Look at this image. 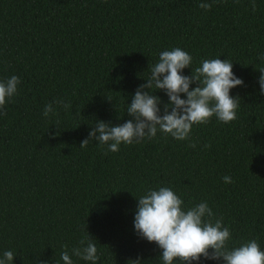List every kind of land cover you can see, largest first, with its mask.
I'll return each instance as SVG.
<instances>
[{
  "label": "trees",
  "instance_id": "1",
  "mask_svg": "<svg viewBox=\"0 0 264 264\" xmlns=\"http://www.w3.org/2000/svg\"><path fill=\"white\" fill-rule=\"evenodd\" d=\"M201 2L211 0H0V80L21 81L0 116V258L11 250L12 264H63L62 246L88 232L97 264H161V250L133 226L135 198L159 187L187 207L206 201L230 228V247L256 239L264 250V0L255 12L252 0H216L208 11ZM176 47L192 69L204 59L233 63L244 82L230 90L237 119L194 126L195 149L159 131L118 152L96 141L79 147L96 121L130 119L132 95L159 53ZM154 95L162 114L168 97ZM57 99L71 108L45 118Z\"/></svg>",
  "mask_w": 264,
  "mask_h": 264
},
{
  "label": "clouds",
  "instance_id": "2",
  "mask_svg": "<svg viewBox=\"0 0 264 264\" xmlns=\"http://www.w3.org/2000/svg\"><path fill=\"white\" fill-rule=\"evenodd\" d=\"M214 3L216 0L201 2L198 7L208 11ZM252 11H256L255 0H252ZM192 62V56L179 47L161 51L158 61L149 69L146 83L138 86L128 103L126 113L130 119L115 126L96 121L79 147L96 141L107 145V151L118 152L121 144L153 139L159 131L177 141H189L188 146L195 149L197 144L192 140L194 126L206 125L213 117L225 124L236 120L240 98L231 96L230 90L244 82L234 75L233 63L227 59H204L200 66L192 69ZM185 68H191L190 76L182 74ZM258 71L260 93L264 95V68ZM20 82L16 75L0 80V116L6 115L3 108L17 94ZM193 84L196 86L190 88ZM156 91H163L168 97L162 114L161 99L154 95ZM181 94L185 98L182 99ZM56 107L67 111L71 104L63 99L54 100L44 106L42 115L45 118L55 115ZM209 147V144L204 145L205 149ZM223 182L230 184L233 181L226 175ZM135 199L134 230L140 238L158 246L161 264L177 261L192 264L199 262L201 257L222 260L223 264H264V250L256 239L230 247V228L224 225L222 217H214L206 201L187 207L170 187L148 189ZM95 241L87 232L78 246L70 250L66 245L62 246L64 250L60 259L63 264H74L73 257L97 264L100 257ZM15 256L11 250L5 251L0 264H12ZM127 264H141V261L137 258Z\"/></svg>",
  "mask_w": 264,
  "mask_h": 264
}]
</instances>
